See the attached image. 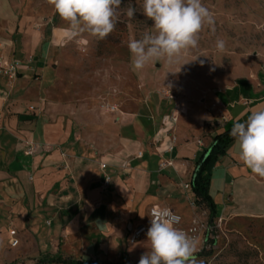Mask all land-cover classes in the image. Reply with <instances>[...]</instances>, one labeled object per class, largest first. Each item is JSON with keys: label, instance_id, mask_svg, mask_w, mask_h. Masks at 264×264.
<instances>
[{"label": "crops", "instance_id": "1", "mask_svg": "<svg viewBox=\"0 0 264 264\" xmlns=\"http://www.w3.org/2000/svg\"><path fill=\"white\" fill-rule=\"evenodd\" d=\"M12 3L0 0V67L19 65L13 80L0 72V237L14 227L20 252L50 246L105 260L151 208L172 210L181 226L206 221L184 185L214 135L264 107L260 60L238 59L208 82L169 80L164 96L144 86L126 106L99 112L39 84L57 31L50 20L35 28L39 18L18 16ZM209 194L215 221L264 220V178L242 164L234 140L211 170Z\"/></svg>", "mask_w": 264, "mask_h": 264}, {"label": "rangeland", "instance_id": "2", "mask_svg": "<svg viewBox=\"0 0 264 264\" xmlns=\"http://www.w3.org/2000/svg\"><path fill=\"white\" fill-rule=\"evenodd\" d=\"M142 3L143 0H122L116 29L106 39L99 40L86 32L71 37L67 22L59 17L47 0H13L18 16L28 17L29 20L39 18L40 25H35V28H43L44 21L50 20L51 27L57 31L55 43H58L51 45L46 64H42L43 76L39 84L44 87L55 84L59 88L54 95L57 101L70 100L75 105L87 104L91 110L96 108L104 112L126 106L128 96H139L144 86L152 87L149 92L156 91L164 96L171 90L167 85L169 80L186 78L192 82L197 77L208 82L212 77L234 69L238 59L258 58L261 67L264 66V0H202L214 16L215 32L205 25L198 46L185 51L177 64L169 65L161 59L135 70L128 42L154 32L153 22L143 14ZM129 4L136 9L131 19L123 14ZM217 39L225 42L223 51L216 48ZM200 223L207 226L205 220ZM213 226L209 229L208 238L215 240V245L210 247L204 243L195 252L193 259L197 264H264V220L227 223L214 220ZM10 230L15 231L16 239V229L7 228L8 233ZM2 234L0 224V236ZM10 238L0 237V264H35L40 255L52 254L50 246L38 254L20 252L22 242L18 241L12 247L9 245ZM148 248L149 243L143 236L134 244H129V240L124 238L120 253L108 254L102 261L127 259L138 263ZM202 249L211 250V256L197 257ZM73 253L76 255H71L74 258L83 257L79 252ZM63 255L69 256L66 253Z\"/></svg>", "mask_w": 264, "mask_h": 264}, {"label": "clouds", "instance_id": "3", "mask_svg": "<svg viewBox=\"0 0 264 264\" xmlns=\"http://www.w3.org/2000/svg\"><path fill=\"white\" fill-rule=\"evenodd\" d=\"M47 2L67 22L71 37L86 32L104 40L120 21L122 0ZM142 9L144 16L153 22L154 32L128 42L135 70L161 59L169 65L177 64L185 51L198 46L205 25L215 32L214 16L202 0H143ZM135 13V7L129 4L123 14L131 19ZM224 47L225 42L217 39L216 48L223 51ZM229 134L234 138L242 164L252 174L264 178V107L252 111L243 122L236 120ZM179 220L170 209L156 211L150 216L146 232L149 248L138 264H197L193 259L196 240L176 227Z\"/></svg>", "mask_w": 264, "mask_h": 264}, {"label": "trees", "instance_id": "4", "mask_svg": "<svg viewBox=\"0 0 264 264\" xmlns=\"http://www.w3.org/2000/svg\"><path fill=\"white\" fill-rule=\"evenodd\" d=\"M231 130H225L220 134H216L211 138L209 147L203 151L199 157L192 181L190 183V190L192 193V204L199 210L207 211L206 224L208 228H213L215 220V205L209 194V184L211 170L221 157L226 147L234 140L230 136ZM205 245L213 247L215 240H209L208 234L205 235ZM211 250H201L196 256L207 258L211 256ZM35 264H138L129 262L127 259L116 262H107L102 260H92L88 257L74 258L72 256L63 255L59 249L54 254L40 255Z\"/></svg>", "mask_w": 264, "mask_h": 264}, {"label": "built area", "instance_id": "5", "mask_svg": "<svg viewBox=\"0 0 264 264\" xmlns=\"http://www.w3.org/2000/svg\"><path fill=\"white\" fill-rule=\"evenodd\" d=\"M18 68H19V65L17 63H15V62H12L11 64H8L6 67H0V72L3 75L7 76L8 79L13 80V79L16 78V74H17ZM113 109L114 108H112L111 110H113ZM30 110H32V108H30ZM217 113L219 115L220 121L222 123H225L226 120L221 115V110L220 109H218ZM184 188L185 189H189L190 185L189 184H185ZM163 209H167V208H155L154 207V208H151L149 210V212H148V218L149 219H148L147 224L146 225H138L135 228L130 230L129 237H128L129 244H134L141 236H143L147 232L148 228L150 227V216L154 212L159 211V210H163ZM176 216H178V215H176ZM180 223H181V219L176 224V227L184 230L190 236L194 237L195 240H196V243L202 239V236H203V240L205 241V235L208 234L209 229H210V228H208V226L202 225L200 223V221L199 222L193 221L188 227L183 228ZM9 236L11 237L10 240H9V245L14 247L17 244V240L14 237L15 236V231H13V230L9 231ZM204 241H203V244H204Z\"/></svg>", "mask_w": 264, "mask_h": 264}]
</instances>
